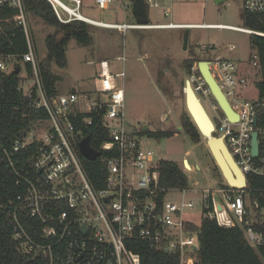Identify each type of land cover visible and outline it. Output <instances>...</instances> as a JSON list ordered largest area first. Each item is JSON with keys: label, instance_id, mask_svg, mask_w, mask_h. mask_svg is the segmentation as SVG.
<instances>
[{"label": "built area", "instance_id": "obj_1", "mask_svg": "<svg viewBox=\"0 0 264 264\" xmlns=\"http://www.w3.org/2000/svg\"><path fill=\"white\" fill-rule=\"evenodd\" d=\"M46 1L62 23L78 20L121 32L180 27L173 22H105L86 16L82 12L83 0ZM119 1L95 3L103 11ZM145 3L149 8H164L165 16L172 14L171 7H162L161 0ZM0 6L18 10L6 21L21 27L28 44V51L23 54L0 53V98L7 91L6 77L16 71V90L23 93L28 103H18L24 107L18 105L15 111H21L23 116L36 111L47 114V119L35 117L24 129L25 136L17 135L10 147L4 148L8 169L24 188L10 202L8 213L13 239L22 254L40 264H141V255L134 245L143 241L159 250L179 252L180 264H198V233L187 229V222H195L191 216L198 209L201 220H216L222 227H241L251 247L257 249L264 244V232L257 230L253 219L248 218L257 213L264 217V208L256 203L255 210L248 202L250 177L261 180L259 196L264 200V75L259 72V97L240 102L236 88L246 85L247 79L239 74L237 64L220 57L210 60L215 79L238 114V119L232 121L222 111L218 123L213 119V135L224 139L246 186L224 183L199 190L189 182L185 188L165 189L161 187L158 169L163 158H157V152L149 145L150 137L127 127L125 89L120 80H124L126 72H113L110 61L101 60L93 91L48 94L25 1L0 0ZM123 6L128 7V2ZM243 7L248 13L264 16V0H243ZM227 27L264 36L263 31ZM251 62L258 69L257 51ZM27 63L31 64L30 73L24 68ZM190 80L197 94L202 91L209 95L202 76L192 75ZM213 107L221 109L217 103ZM97 122L110 135L101 150L97 149L98 158L102 151L110 153L102 159L106 176L100 187L90 178L79 148L81 140L90 135L84 132ZM183 166L186 168L184 163ZM194 170L196 166L192 170L186 168L188 172ZM192 193L198 194L196 202L188 198Z\"/></svg>", "mask_w": 264, "mask_h": 264}, {"label": "rangeland", "instance_id": "obj_2", "mask_svg": "<svg viewBox=\"0 0 264 264\" xmlns=\"http://www.w3.org/2000/svg\"><path fill=\"white\" fill-rule=\"evenodd\" d=\"M126 2L129 1L120 0L110 9L102 11L96 8L95 0H83L82 12L88 17L105 22L135 23L131 17V9L123 7ZM161 4L162 7H171L172 14L165 16L164 8H148V24L172 21L208 25L121 32L91 24L94 26L92 44L81 45L72 38L66 47L67 66L60 68L53 64L54 72L62 78L57 84V90L59 93H67L76 88L80 92H91L100 61L110 60L113 72H126L124 80H120L125 89L127 127L138 131L145 126L152 130L178 128V133L170 138H150L149 145L157 152V158L174 160L182 166L183 160L189 159L196 166V171H187L192 188H216L227 182L221 172L215 169L216 163L206 139L202 137L200 142H193L183 128H179L182 127V114L186 111L182 84L192 75H198V61L220 57L235 62L239 74L247 79L246 85L236 88L238 101L259 97L260 74L251 62L255 53L251 45V34L226 26L243 27V0H161ZM30 18L38 58L42 61L47 54L45 37L55 32L56 28L33 14H30ZM188 29L186 49L184 36ZM117 55L126 56V61L117 60ZM188 58L196 60L191 73L184 68V61ZM167 61L169 68L161 85L158 70L165 69ZM198 96L212 120L218 123V115L223 116V112L221 109H214L213 105L217 101L213 94L206 95L201 91ZM231 101L233 102L232 99ZM172 197L177 198L176 195ZM188 198L196 202L198 194L192 193ZM196 213L191 217L200 223L202 213L199 209Z\"/></svg>", "mask_w": 264, "mask_h": 264}, {"label": "trees", "instance_id": "obj_3", "mask_svg": "<svg viewBox=\"0 0 264 264\" xmlns=\"http://www.w3.org/2000/svg\"><path fill=\"white\" fill-rule=\"evenodd\" d=\"M30 14L40 17L44 22L56 28L55 32L45 37L47 54L40 61V71L44 86L50 95L58 93L57 84L62 79L53 70V64L60 68L67 66L66 47L72 38L81 45L89 46L94 41L92 30L94 26L84 21H72L62 23L56 16L52 6L46 0H24ZM134 2L135 0H130ZM149 8V7H148ZM18 12L9 6H0V53L23 54L28 51V44L21 27L17 26L11 19ZM149 19V17H148ZM243 28L264 32V16L244 11ZM150 22V19L148 23ZM251 45L259 56V72L264 75V36L252 34ZM196 60L185 59L184 68L190 73ZM25 70L31 72V64H25ZM169 68V62L165 69L159 68L158 79L160 84ZM200 74V73H198ZM6 93L0 98V264H40L39 261L22 254L18 248V242L13 239V229L8 218L10 202L24 192L23 186L16 183V177L12 175L4 161V148L10 147L12 140L25 128L31 125L35 117L47 119L45 111L32 112L23 116L21 111H15L16 106L23 108L27 100L22 92L16 90L19 74L15 71L6 77ZM263 84V82H261ZM162 85V84H161ZM185 88V81H183ZM163 90V86H161ZM75 91V90H72ZM184 91V89H183ZM264 94V90L263 93ZM182 128L193 142H200L202 135L191 121L186 111L182 114ZM179 129L141 128V135L150 138H170L178 133ZM91 135V145L96 150H101L104 142L110 140L108 129L97 122L84 135ZM110 153L102 151V156L96 160H89L82 155L85 167L90 178L97 186H103L106 176L102 159ZM160 184L167 188H185L189 185V176L186 168L177 161L162 159L159 162ZM216 170L220 171L216 164ZM221 172V171H220ZM262 187L261 180L257 177L249 178L248 202L256 210V203L264 208V200L260 199L259 189ZM253 219L257 230L264 232V217L248 215ZM187 229L196 231L199 238V250L196 254L198 264H264V244L257 249L251 247L245 238L241 227H222L216 220L203 218L200 223L187 222ZM135 251L141 255V264H180L179 252L172 253L156 249L147 242H136Z\"/></svg>", "mask_w": 264, "mask_h": 264}, {"label": "water", "instance_id": "obj_4", "mask_svg": "<svg viewBox=\"0 0 264 264\" xmlns=\"http://www.w3.org/2000/svg\"><path fill=\"white\" fill-rule=\"evenodd\" d=\"M220 1V0H219ZM133 13L137 18V22L140 24H148V10L145 0H135L132 5ZM189 41V29L186 30L184 36V47L188 48ZM198 72L203 77L207 83L211 93L217 101V104L225 113V115L232 121L238 119L237 112L233 109L229 99L226 94L221 89L217 80L215 79L209 60L198 61ZM185 106L186 111L199 130L202 137L206 139L209 151L219 167L221 174L223 175L226 182L234 187L242 188L246 186V179L233 157L229 153L227 146L222 137H217L213 135L214 122L208 113L206 107L204 106L202 100L195 91L190 79L185 80ZM148 126H145L147 129ZM182 128L181 126L179 127ZM27 130L20 133L21 136H25ZM80 151L82 155L89 160H96L100 156V151L96 150L91 145V135L84 137L79 144ZM257 152V147L255 148ZM184 165L187 167V159L184 160ZM236 184V185H235Z\"/></svg>", "mask_w": 264, "mask_h": 264}, {"label": "crops", "instance_id": "obj_5", "mask_svg": "<svg viewBox=\"0 0 264 264\" xmlns=\"http://www.w3.org/2000/svg\"><path fill=\"white\" fill-rule=\"evenodd\" d=\"M127 1H129L128 2V7H124V8H130L131 9V17H133V20L134 21H136L137 22V18H136V16L134 15V13H133V8H132V5H133V2H131L130 0H127ZM131 6V7H130ZM166 7V6H165ZM147 10H148V7H147ZM165 15V14H164ZM127 17V16H126ZM148 17H149V15H148ZM128 18V17H127ZM127 20V19H126ZM127 21H129V20H127ZM124 22H126V21H124ZM170 22H172V21H170ZM170 22H166V23H170ZM173 23H175V22H173ZM152 24H160V23H152ZM162 24H164V23H162ZM176 24H180V25H182V26H180V27H177V29H183V28H194V27H199V26H201V25H204V24H198V23H176ZM190 25H192V26H190ZM208 25V24H207ZM226 26H233V25H226ZM234 27V26H233ZM235 27H239L240 28V26H235ZM228 28H230V27H228ZM242 28V27H241ZM160 29V28H159ZM164 29H166V28H164ZM232 29V28H231ZM234 30H236V29H234ZM240 31V30H239ZM119 57H124L125 58V61H126V56H124V55H117V60H118V58ZM102 60H108V59H102ZM110 61V60H109ZM124 61V62H125ZM98 72V71H97ZM96 75H97V73H96ZM94 80H95V77H94ZM94 88H95V84H93V89L92 90H94ZM72 90H75V91H78L76 88H74V89H71V91ZM91 90V91H92ZM69 92V91H68ZM185 160V159H184ZM184 160H183V163H184Z\"/></svg>", "mask_w": 264, "mask_h": 264}, {"label": "bare ground", "instance_id": "obj_6", "mask_svg": "<svg viewBox=\"0 0 264 264\" xmlns=\"http://www.w3.org/2000/svg\"><path fill=\"white\" fill-rule=\"evenodd\" d=\"M180 26H182V25H180ZM190 26H192V25H190ZM187 167H188V170H192L193 169V165L190 163V160L189 159H187Z\"/></svg>", "mask_w": 264, "mask_h": 264}, {"label": "flooded vegetation", "instance_id": "obj_7", "mask_svg": "<svg viewBox=\"0 0 264 264\" xmlns=\"http://www.w3.org/2000/svg\"><path fill=\"white\" fill-rule=\"evenodd\" d=\"M210 61V60H209ZM198 75H200V74H198ZM201 76V75H200ZM208 86V85H207ZM209 88V87H208ZM210 93H211V91H210ZM217 103V102H216ZM219 106V105H218Z\"/></svg>", "mask_w": 264, "mask_h": 264}]
</instances>
